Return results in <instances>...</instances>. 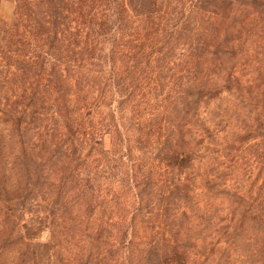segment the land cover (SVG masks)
I'll use <instances>...</instances> for the list:
<instances>
[{
	"label": "trees",
	"instance_id": "trees-1",
	"mask_svg": "<svg viewBox=\"0 0 264 264\" xmlns=\"http://www.w3.org/2000/svg\"><path fill=\"white\" fill-rule=\"evenodd\" d=\"M248 25L264 32V0H0V264H264V192L222 235L189 217L205 107L240 95L264 116ZM126 161L149 165L129 223L125 187L107 195ZM150 166L171 179L158 207ZM143 208L159 226L137 228Z\"/></svg>",
	"mask_w": 264,
	"mask_h": 264
},
{
	"label": "rangeland",
	"instance_id": "rangeland-1",
	"mask_svg": "<svg viewBox=\"0 0 264 264\" xmlns=\"http://www.w3.org/2000/svg\"><path fill=\"white\" fill-rule=\"evenodd\" d=\"M11 10V6L4 3L1 16L9 17ZM243 70V73L248 75L246 78L248 88L258 85L254 79L258 72L264 70V32L259 25L256 28L248 25V67ZM201 116L206 120L212 136L207 137L202 145L199 162L195 164L194 171L190 174V177L196 180L194 203H197L198 211L193 210L189 217L196 219V223L200 225L199 229L205 227L202 218L204 222L210 223L205 234L222 235L224 227L230 222L234 225L244 216L248 218V198L256 200L262 197L264 192V116H260L258 110L244 97L228 94H223L217 101L209 103ZM256 129L258 131L254 133ZM110 148L109 142L105 149ZM134 158L148 162L144 154L136 155ZM126 163H117L118 166L114 164V169L107 175V185L110 186L107 188V195L110 200L115 201L124 190L122 185L125 187L123 202L128 209L120 211L115 205L117 211L114 210L111 215L117 219L121 212L120 214L127 215L129 223L134 210L139 209L135 202L139 190L133 188L138 182L135 178L142 181L143 172L149 165L128 161ZM150 167L156 171L151 179V188L145 192L148 196L145 195L148 198L147 202L158 207L156 192L162 184L156 181L165 182L171 179L160 176L164 173L163 170ZM183 177H189V174L186 173ZM146 212L147 210L143 208L142 216L137 218V228L141 232L142 222H149V228H153V223L159 226L158 220L159 222L162 220L157 219V211L151 214L150 220H144L143 214ZM183 226L185 227V223ZM220 245H224V240ZM240 260L246 261L244 257Z\"/></svg>",
	"mask_w": 264,
	"mask_h": 264
}]
</instances>
